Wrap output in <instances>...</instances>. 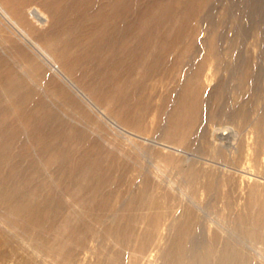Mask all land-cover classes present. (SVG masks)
Wrapping results in <instances>:
<instances>
[{"label":"rangeland","instance_id":"obj_1","mask_svg":"<svg viewBox=\"0 0 264 264\" xmlns=\"http://www.w3.org/2000/svg\"><path fill=\"white\" fill-rule=\"evenodd\" d=\"M84 1L89 3L88 7L94 11L110 2V0ZM122 2L124 8L121 18L126 22L138 23L141 12L145 20L153 22L150 29L154 37L152 55L157 56L158 52L164 49L167 54H163L162 65L165 66L161 65V68L164 72H174L168 73V77L155 74L144 81L147 90L155 86L151 94H148L150 90H146L144 95L141 94L144 100L149 101L150 106L145 118L148 133L144 135L128 133L118 120L107 116L102 108L87 96L84 88L64 71L56 57L43 50H46V47L39 43L41 41L37 42L32 36L25 39L0 15V59L24 79V86L33 93L31 101L24 104L25 111L29 112L43 105L46 111L52 114L42 128L43 133L46 135L55 129L56 122L65 125V130L69 126L74 127L97 141L104 152H111L126 166V170L122 166L124 169L122 178H118L121 172L114 173L116 180L100 191V194L110 198L111 209L105 212L98 211L94 207L97 200L92 201L87 191V185L90 184L86 176L87 168L75 169L67 158L63 163L58 162L46 167L43 160L52 149L58 148L51 147L44 154L37 149L33 141L32 128L19 124L11 112V99H8L10 97L5 90L0 89V114L6 113L0 131L10 130L8 132L11 134L8 136H12L11 144L7 147L10 155L6 168L17 167L16 176L19 181L23 182L30 178L33 186L23 188L24 193L30 192L33 187L38 188L42 197L48 194L52 200H57L55 207L58 215L62 212L72 213L75 221L80 218L78 224L85 223L99 233L97 236H87L85 244L74 249V258L70 262H62L47 255L46 258L44 253L31 245L26 236L15 229L5 227L0 217V228L9 237L11 246L19 248L18 254L0 261V264H23L21 257L24 255L33 256L29 264H95L98 260L96 255L98 250L120 252L122 264L132 263V259L136 260L134 264H162L160 250L171 242L175 236L176 223L190 211L194 225L189 231L181 264H199L197 259L202 255L206 257L208 264H214L215 252L225 242L247 254L251 264H264V243L244 237L240 230H236L232 221L236 214L242 212L250 188H255L256 194L264 193V0H122ZM29 9L37 10L42 16L37 22L33 17H28L27 22L33 29L40 32L48 31L51 27V18L45 10L38 4L31 5ZM65 20H72L75 22L73 26L78 28L90 23L85 18L79 16L74 18L69 14ZM60 30L59 25L56 33L64 40L65 35L61 34ZM32 43L37 45L38 51ZM212 48H218L223 53L224 63L221 64L222 67L219 65V71L216 65L213 68L210 61L203 65L199 78L202 90H197L194 103L196 104L194 120L197 122L192 129L191 141L187 142L189 146L178 147L177 140L166 143L162 140V130L169 111L178 101L181 85L186 78H191L196 70L195 66L204 56V51ZM229 52L232 58L228 57ZM24 55L33 58L37 64L39 62L46 80L35 73H29ZM180 56L184 58L181 62ZM215 69L218 75L214 73ZM47 79L63 88L74 104L67 102L60 97L54 87L47 85ZM159 81L163 84H159ZM163 97L168 101L164 116L161 113L156 116L155 109ZM79 109L85 113L84 117ZM240 112L246 113L245 123L239 122L238 118L233 119L235 114ZM157 122L159 126L155 130ZM114 124L119 126L118 129ZM258 125L260 129L256 130ZM214 130H217L218 134L222 130L227 131L226 139L214 142V147H233L232 151H237L241 147V156L234 151L232 159L227 163L220 162L218 157L211 160L210 151H205L207 145L204 142L210 141V132ZM3 142L4 138L0 137V145ZM53 144L57 146L60 143L56 140ZM83 148L76 146L66 149L72 158L77 159ZM247 149L253 152L252 156L247 164L241 165L240 162L245 161L243 158ZM168 154L190 168L211 173L215 180L219 181V194L203 193L199 183L194 185L193 190L188 188L175 166L164 168L161 158ZM127 155L138 156L139 169L135 168L133 157L129 158ZM61 169L69 171L71 177L66 180L60 177ZM77 186L81 187V190L75 195L73 191ZM141 190L158 197L168 195L170 198L165 201L169 211L160 220L159 232L142 252L137 253L134 244L121 247L115 238L108 234L102 236L101 232L104 228L112 226L123 214L125 217L119 219L118 223L123 227H131L134 235L145 229V223L142 221L147 210L139 204L140 199L136 196ZM220 193L221 196L230 194V201L233 202L230 210H223L224 199L220 198ZM86 208L89 214L83 216L80 211ZM58 220L59 217L56 222Z\"/></svg>","mask_w":264,"mask_h":264},{"label":"bare ground","instance_id":"obj_2","mask_svg":"<svg viewBox=\"0 0 264 264\" xmlns=\"http://www.w3.org/2000/svg\"><path fill=\"white\" fill-rule=\"evenodd\" d=\"M83 1L84 0H0V15L5 20H8L12 27L25 39L32 36L37 39V42L41 41L39 43H43L41 45H45L46 47V50H43L46 53H52L56 57L64 71L70 77L74 78L77 84H80L84 88V91L88 94L87 96H89L97 106L102 108V111H104L107 116L118 120V123L126 128L128 133H135L138 135L147 134L148 129L145 118L150 106L149 101L144 100L141 95L147 90L145 79L147 80L149 77L155 76V74L157 76L161 75L162 77H168V73L170 74V72H172H164L163 68H161L164 59L163 54H167L164 49L159 51L157 56L152 55L154 54V37L150 29H152L153 22L145 20L142 12L139 13L138 23L132 24L126 22V20L121 18L124 8L122 0H110L109 4L107 3L103 5L104 7H99L96 11L92 10L93 8L90 10V6L88 7L89 3ZM33 4L41 6L48 16H50L51 27L48 31H37L27 22L29 16L36 19V22L41 20L42 16L37 10L31 11V9H29ZM68 14L69 16L72 15L74 18L76 16L85 18V20L90 21V23L81 27L79 26V28L77 26L75 27L73 26L75 22L72 20H65ZM62 23L63 25H61ZM59 25L61 34L65 35L64 40L56 33L57 26L59 29ZM215 43L217 44L216 41ZM32 44L35 50L38 51L37 45L34 43ZM230 52L228 57L232 58V52ZM24 57L27 61L29 73H35L46 80L45 72H43L44 70L39 62L37 64L32 60L33 58L27 57L26 55H24ZM183 59L184 58L180 56V62ZM208 61L212 63L211 65L213 68L216 65L218 70L219 65L222 67L221 64L224 63V55L218 48L204 51V56L201 62L195 66L196 70L190 76L191 78H186V80H184L183 85H181L180 93L177 96L178 101L175 100L177 101L176 104H174L175 106H173L172 109L170 108L171 110L167 115L164 130H162L161 136L164 142L169 143L177 140L176 144L179 143L178 147L189 146L187 142L191 141L190 136L193 131L192 129L194 123L197 122L194 120L196 111V104H194L196 102L195 97L197 95L196 93H198L197 90H202L199 78L202 75L203 65ZM162 66H165V64ZM166 70L167 69H165V71ZM217 70L214 71L216 75H218ZM173 73L174 72H172V74ZM24 75L26 76L27 73H24ZM47 80V85L54 87L60 97L74 104L73 100L67 96L63 88L54 84L51 79ZM158 80H161V78ZM158 83L163 84L162 81ZM24 85V79L15 74L11 66L9 67L0 59V89L5 90L10 97L8 99H11L10 108L12 114L19 124L24 125V127L27 126L32 128L34 132V145L38 147L37 149H39L42 154L49 151L51 147L58 148L52 149L45 160H43L45 166L49 167L58 162L63 163V160L67 158L69 164L75 169L86 167L88 173L86 176L89 178L88 182L90 183L87 185V191L92 201L95 199L97 200L94 206L95 209L97 208V210L101 212L111 209L110 198L100 194V191L116 180L114 173L121 172L118 174V178L123 177L122 173L124 171L122 170L126 168L123 161H119V159L109 151L104 152L97 141L92 140L85 135L84 132L71 126L67 127L65 130V125L56 122L55 129L45 135L42 128L47 124L46 121L51 118L52 114L46 111L43 105H39L31 111L29 110V112L25 111L24 104L31 101L30 98L33 96V93ZM152 88L154 89L155 86ZM152 88L147 90H150L148 94L153 92ZM15 96L17 97L14 98ZM167 104L168 101L166 98L160 100V104L157 105L155 109L156 116L160 113L164 116L163 112H165L164 109ZM79 111L84 117L85 113L83 110L79 109ZM245 114L244 112H240L237 115L235 114L233 119L238 118L239 122L245 123L247 119ZM5 118L6 113L2 112V114H0V129ZM198 119L197 117V120ZM114 125L117 126L118 129L119 126L117 124ZM158 126L157 122L154 126L155 130L158 129ZM259 126L260 125L257 126L256 130L260 129ZM8 131H0V137L4 138V142L0 145L1 222L5 227L15 229L26 236L31 245L37 251L44 253L45 256L47 255L57 261L70 262L74 258V249L83 245V243L85 244L84 240L87 236H97L99 233H96L91 226L85 223L78 224L80 218L78 221H75V216L74 214L72 215V213L62 212L58 215L55 207V205H57V200H52L53 198L48 194L42 197L38 188L33 187L31 191L27 193L22 191L23 188L31 186L32 183L30 178H26L23 182L17 179V167L12 166L7 169L5 166L10 155L7 151V147H9L12 141V136H8L11 133ZM210 133V141L204 142V144L207 146L212 145V147L206 146L205 151H210L211 160L218 157L220 162H229L235 151H232L233 147H214V142L216 143L217 141L220 142L226 139L227 136L225 135L227 131L222 130V132L218 134L217 130H214ZM260 137L262 139V136ZM56 140H58L60 144L57 146H54V144L52 145ZM76 146H82L84 148L78 158L74 159L69 151L67 152L66 148ZM241 151L242 148L240 147L234 153H239L238 156L240 157ZM252 153L248 150L246 154H244L243 159L245 161L243 163L240 162V164H247ZM127 157H133L132 160L135 168L139 169L140 160L137 158L138 156L135 155L131 157L127 155ZM147 159L150 160V158ZM161 161L164 168L175 166V169L178 170L179 175L181 174L187 187L191 190H193L195 184L199 183L203 193L219 194V181L215 180L211 173L190 168L184 165L181 160H176L169 156V154L162 156ZM122 166L124 169H122ZM224 167H226V165ZM240 172L242 171L240 170ZM59 174L60 177H64V180L71 177V173L63 169L60 170ZM146 184L147 183H145V185ZM80 190L81 187L77 186L73 194L78 195ZM254 190L255 188L253 187L248 190L249 194L243 204V213L240 212L236 214L232 221L236 230H240L244 237L252 241L264 243V193L256 194ZM221 195L220 193L219 196ZM136 196L140 199L139 204L147 210V213H145L146 216L143 217L142 221L145 223V229L141 233L134 235L131 227H123L118 223L119 219L122 220L123 217H125V214H123L112 226L104 228L101 235L108 234V236L115 238L121 247L134 244L133 247L137 253H140L146 248L145 246L152 241L156 233L159 232L160 220L163 219L169 211V206L165 205V201L170 197L168 195L158 197L156 195L147 194L144 190H141ZM230 197L229 193L223 194V196L220 197L224 199L223 210L225 211L230 210L232 207L231 204L233 202L230 201ZM180 201H182V199ZM131 205L132 203L129 204V206ZM80 212L84 214L83 216L89 214L88 208ZM230 215L232 216V213H230ZM58 217L59 220L56 222ZM192 218L190 211L187 212L186 216L181 219V221L176 223L174 238L171 242L164 245V248L159 252L162 264H181V257H183L186 249L189 231L192 225H194ZM8 238L4 230L0 228V261L19 253V248L11 246V241ZM213 240H215V236ZM222 244L220 249L215 252L216 261L214 264H251V259L249 256H246L247 254L236 249L231 243L225 242ZM96 255L98 260L95 261V264H122L120 252H105L103 250H98ZM32 257L28 255L21 257L23 264L31 263ZM197 261H199V264H208V260L204 255L200 256ZM134 263H136V260L132 259V263L129 264Z\"/></svg>","mask_w":264,"mask_h":264}]
</instances>
